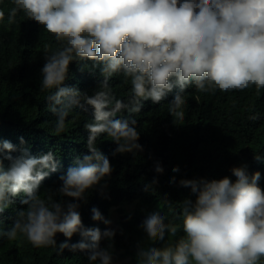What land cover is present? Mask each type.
Masks as SVG:
<instances>
[{
    "label": "clouds",
    "instance_id": "1",
    "mask_svg": "<svg viewBox=\"0 0 264 264\" xmlns=\"http://www.w3.org/2000/svg\"><path fill=\"white\" fill-rule=\"evenodd\" d=\"M11 5L7 13L0 8V23L7 19L12 25L22 13L40 27V39L47 34L55 42L54 48L44 45L39 69V91L48 93L45 111L56 117L54 132L65 133L76 108L91 109V119L83 123L86 152L63 171L52 149L34 155L23 136L19 146L0 136V240L52 247L58 255L66 249L86 252L89 264H114V240L124 230L113 228L95 206L91 219L104 230L85 226L80 213L93 191L111 199L114 169L97 141L107 136L115 144L113 157L135 158L144 151L136 116L148 102L167 101L179 126L189 89L204 95L254 89L264 95V0H11ZM73 64L81 73L98 74L95 89L68 83ZM114 77L128 86L127 97L113 92ZM248 119L256 122L261 115ZM253 159L264 162V155L253 152ZM154 171L164 173L159 161ZM172 171L178 174L179 166ZM229 171L230 176L211 179L171 177V186L189 194L176 201L171 218L159 206L146 213L138 225L143 237L135 244L136 264H264L261 172L249 174L246 163ZM58 172L59 185L44 188L42 198L43 182ZM158 183L153 177L143 191L153 193ZM162 197L172 209L169 194ZM57 234L65 237L59 244ZM74 235L80 239L72 243Z\"/></svg>",
    "mask_w": 264,
    "mask_h": 264
},
{
    "label": "trees",
    "instance_id": "2",
    "mask_svg": "<svg viewBox=\"0 0 264 264\" xmlns=\"http://www.w3.org/2000/svg\"><path fill=\"white\" fill-rule=\"evenodd\" d=\"M11 6V0H0V8L6 13ZM40 33V27L27 21L22 13L12 25L7 23V19L0 23V136L17 146L18 138L23 136L34 155L52 149L61 159L63 171L77 155L86 152L84 145L88 133L83 129V123L91 119V109L85 110L86 106L74 109L65 133L54 132L56 117L45 111L48 93L39 91V69L44 63L41 54L44 45L49 44L53 48L56 45L47 34H42L40 39ZM97 82L98 74L81 73L75 64L71 66L69 84H78L82 90L91 92ZM110 83L117 97H127L128 86L120 77H114ZM188 91L185 119L178 121L179 126L173 124V118L168 114L167 101L161 105L146 103L142 113L136 116L141 132L139 143L144 151L135 158L130 154L113 157L111 153L115 144L107 136L97 141V146L109 157L114 169L108 180L111 199H103L93 191L89 193L88 203L80 208V213L85 226L104 230L105 225L91 219L90 209L95 206L108 218L112 207L118 210L119 217L112 227L124 230L123 236L117 231L114 240V252L122 260L136 263L135 244L143 237L138 225L147 212L159 206L171 218L178 211L176 201L189 194V189L171 186V177L176 176L177 180L197 176L220 178L230 176L232 166L246 163L249 174L261 172L259 183L264 188V162L253 159V152L264 155V95L257 96L254 89L217 92L215 95L195 93L193 89ZM172 98L169 94L167 100ZM254 112L260 113L259 121L248 119ZM156 161L162 164L163 174L155 173ZM177 166L180 169L178 174L172 171ZM59 174L54 173L43 182L42 198L46 195L44 188L59 185ZM153 177L159 181L156 190L151 194L145 193L143 185ZM165 193L173 202L172 209L164 202L162 196ZM134 201L145 205V208L130 212L117 208ZM9 214H12L11 209L5 213L6 216ZM129 215L131 219H128ZM56 239L59 244L65 237L57 234ZM79 239L74 235L71 242ZM87 256L86 252L74 254L67 249L58 255L52 247L36 249L26 242L18 247L17 242L0 240V264H89Z\"/></svg>",
    "mask_w": 264,
    "mask_h": 264
},
{
    "label": "rangeland",
    "instance_id": "3",
    "mask_svg": "<svg viewBox=\"0 0 264 264\" xmlns=\"http://www.w3.org/2000/svg\"><path fill=\"white\" fill-rule=\"evenodd\" d=\"M152 205L155 206L156 204H152ZM113 208L115 209V211H110L109 210V218L112 219V221L114 223V221L117 220L118 217H119V212H118V210L115 207H112L111 209H113ZM117 208H121L124 211L130 212V211H133V210H135L137 208H145V205L137 203V202L134 201V202H131V203L121 204ZM107 243H108L107 241H104V246H106ZM122 262L125 263V264H136V263H131L129 260L120 259L118 257V255L114 252V264H121Z\"/></svg>",
    "mask_w": 264,
    "mask_h": 264
}]
</instances>
